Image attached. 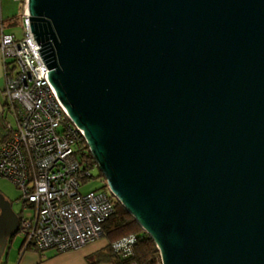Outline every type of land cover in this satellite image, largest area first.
Here are the masks:
<instances>
[{
	"label": "water",
	"instance_id": "1",
	"mask_svg": "<svg viewBox=\"0 0 264 264\" xmlns=\"http://www.w3.org/2000/svg\"><path fill=\"white\" fill-rule=\"evenodd\" d=\"M49 78L163 264H264V0H29ZM0 255L20 217L0 194Z\"/></svg>",
	"mask_w": 264,
	"mask_h": 264
},
{
	"label": "built area",
	"instance_id": "2",
	"mask_svg": "<svg viewBox=\"0 0 264 264\" xmlns=\"http://www.w3.org/2000/svg\"><path fill=\"white\" fill-rule=\"evenodd\" d=\"M16 1L22 5L23 35L7 33L0 24L5 74L0 178L21 192L18 233L24 249L77 250L104 236L103 223L120 200L105 178L99 190L81 191L93 180L98 163L92 165L79 152L88 142L50 81V69L38 50L42 46L32 32L29 0ZM135 242L131 235L114 242L113 248L127 256Z\"/></svg>",
	"mask_w": 264,
	"mask_h": 264
},
{
	"label": "trees",
	"instance_id": "3",
	"mask_svg": "<svg viewBox=\"0 0 264 264\" xmlns=\"http://www.w3.org/2000/svg\"><path fill=\"white\" fill-rule=\"evenodd\" d=\"M20 20L21 15H15L6 20L0 19V24L4 27L6 25H17ZM79 152H83L92 165L96 162L93 154L89 151V145L85 141L80 145ZM100 175H103L101 170ZM103 231V237L108 240V244L88 257L89 264H163L155 240L138 223L121 201H116L114 213L103 223ZM131 235L136 237V242L129 255L125 256L113 248L114 242ZM92 258L95 260L92 261Z\"/></svg>",
	"mask_w": 264,
	"mask_h": 264
},
{
	"label": "crops",
	"instance_id": "4",
	"mask_svg": "<svg viewBox=\"0 0 264 264\" xmlns=\"http://www.w3.org/2000/svg\"><path fill=\"white\" fill-rule=\"evenodd\" d=\"M0 11V19H3L4 9H2V0H0ZM2 63L3 62L0 48V119L4 107L3 90L5 87V83L3 81L4 73ZM20 237V243L15 245V247L11 245V249L7 252V254L0 257V264H89L88 257L92 256L94 253L104 248L108 244V240L105 237H102L77 250L58 252L54 249H50L40 252L32 247L24 249L23 237L22 235H20ZM6 251L7 248L5 249V252ZM12 251H15L16 255H14ZM93 259L94 258H92V261L95 260Z\"/></svg>",
	"mask_w": 264,
	"mask_h": 264
},
{
	"label": "rangeland",
	"instance_id": "5",
	"mask_svg": "<svg viewBox=\"0 0 264 264\" xmlns=\"http://www.w3.org/2000/svg\"><path fill=\"white\" fill-rule=\"evenodd\" d=\"M2 9H4L3 19L6 20L15 15H20L22 12V5L15 0H2ZM0 16H1V11H0ZM5 32L14 33L15 36L21 37L23 35L22 21L20 20V22L17 25H6ZM3 73H4V67H3ZM3 78H4L3 81L5 83V74ZM7 117H8L7 119L12 121L13 117L11 116V114L8 113ZM99 173H100V170L98 168L93 169L94 178L87 185L83 186L81 190L82 192H87L91 189L99 190L102 187L103 185L102 180L105 178V176L104 175L99 176ZM0 194L4 195L5 198L8 199L12 203V206L17 213L21 211L22 203L19 201L21 192L12 181L6 178H0ZM30 210L31 209H28V213H30L29 212ZM20 241H21L20 234L17 233L10 239L9 244L7 246V251L4 254L0 255V257L7 254V252L11 249L10 247L11 245L15 247V245L20 243ZM12 252L14 255H16L15 251H12Z\"/></svg>",
	"mask_w": 264,
	"mask_h": 264
}]
</instances>
